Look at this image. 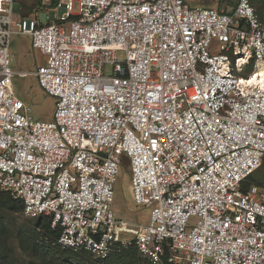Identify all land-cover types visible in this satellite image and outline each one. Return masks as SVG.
Instances as JSON below:
<instances>
[{"label":"built area","instance_id":"2783aa9c","mask_svg":"<svg viewBox=\"0 0 264 264\" xmlns=\"http://www.w3.org/2000/svg\"><path fill=\"white\" fill-rule=\"evenodd\" d=\"M13 34L44 55L35 71L12 66ZM263 62L250 0H39L28 15L0 0V189L73 252L134 242L151 264H264V188L243 186L264 164ZM28 74L52 119L16 95ZM125 166L147 223L113 209Z\"/></svg>","mask_w":264,"mask_h":264},{"label":"trees","instance_id":"16d2710c","mask_svg":"<svg viewBox=\"0 0 264 264\" xmlns=\"http://www.w3.org/2000/svg\"><path fill=\"white\" fill-rule=\"evenodd\" d=\"M228 1L236 3V0ZM250 1L264 24V0ZM252 68L250 65L247 74ZM261 169L244 181V188L251 185L264 188V177L255 179ZM122 170L129 172L126 166ZM23 209L21 199L0 189V264H151L134 242L129 246L116 244L106 257H94L86 251L73 252L63 248L57 243L61 228H53L50 217L40 216L24 222L13 219L12 216L23 212Z\"/></svg>","mask_w":264,"mask_h":264},{"label":"rangeland","instance_id":"374dc122","mask_svg":"<svg viewBox=\"0 0 264 264\" xmlns=\"http://www.w3.org/2000/svg\"><path fill=\"white\" fill-rule=\"evenodd\" d=\"M191 5L215 6L218 8L230 9L236 3L230 4L228 0H184ZM26 8H33L38 0H17ZM11 49L15 55L12 66L18 71H35L37 65L43 62L44 55L39 50L32 47V37L30 35L13 34L11 36ZM16 95L23 99L32 109V116L35 119L50 120L56 109V99L46 93L39 85L37 77L28 74L25 77L16 76L14 78ZM262 169L255 175V179L261 180L264 177V164ZM113 209L119 216L134 219L139 223H147L150 209L137 205L130 190V173L122 170L115 187V202ZM13 219L18 222L34 220L35 217L24 215L22 212L13 215ZM196 218L191 219V223ZM16 246V243H15ZM148 264V263H145Z\"/></svg>","mask_w":264,"mask_h":264},{"label":"bare ground","instance_id":"6f19581e","mask_svg":"<svg viewBox=\"0 0 264 264\" xmlns=\"http://www.w3.org/2000/svg\"><path fill=\"white\" fill-rule=\"evenodd\" d=\"M253 80L264 85V62L259 65Z\"/></svg>","mask_w":264,"mask_h":264},{"label":"crops","instance_id":"0c3cea01","mask_svg":"<svg viewBox=\"0 0 264 264\" xmlns=\"http://www.w3.org/2000/svg\"><path fill=\"white\" fill-rule=\"evenodd\" d=\"M19 3V2H18ZM20 4V3H19ZM20 6H21V11H22V13L24 14V15H28V14H30V12L32 11V9L33 8H26L25 6H22L21 4H20ZM201 6H205V5H201ZM213 7H215V6H213Z\"/></svg>","mask_w":264,"mask_h":264}]
</instances>
